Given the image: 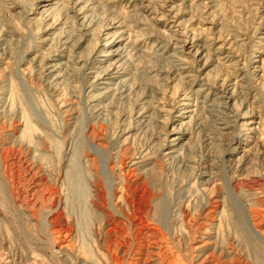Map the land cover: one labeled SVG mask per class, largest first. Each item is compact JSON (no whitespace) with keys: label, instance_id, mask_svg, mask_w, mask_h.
I'll return each mask as SVG.
<instances>
[{"label":"rangeland","instance_id":"rangeland-1","mask_svg":"<svg viewBox=\"0 0 264 264\" xmlns=\"http://www.w3.org/2000/svg\"><path fill=\"white\" fill-rule=\"evenodd\" d=\"M44 4L0 0V264H264V0Z\"/></svg>","mask_w":264,"mask_h":264},{"label":"bare ground","instance_id":"bare-ground-1","mask_svg":"<svg viewBox=\"0 0 264 264\" xmlns=\"http://www.w3.org/2000/svg\"><path fill=\"white\" fill-rule=\"evenodd\" d=\"M49 1H51V0H44V2L46 3V4H44L43 5V8H44V10L45 11H47V7L49 6L48 4H47V2H49ZM112 49V48H111ZM118 49H112L111 51L109 50L105 55H104V57H109V59L108 60H110V59H113L114 57H120V54L121 53H118ZM118 61V60H117ZM52 62H54V58H52V59H48V63H47V65H46V67H45V75H46V77L48 76L49 77V75L51 76V75H53L55 72H57V74L54 76V79L55 80H59V78H61V66L60 65H58V64H56V65H54V64H52ZM115 64V63H114ZM114 64H113V66H114ZM103 69V68H102ZM112 70H114V67H112V66H110V68H108V70H107V72L104 74V75H102L101 76V78H99V81L101 80V81H109V80H112V76H113V73H111V74H109ZM45 77V76H44ZM105 84V83H104ZM108 92V91H107ZM186 112V111H185ZM176 140H178V138L177 139H174V141H176ZM173 146V145H172ZM96 151V150H95ZM174 152H176L175 150H172L171 151V154L172 153H174ZM170 153V152H169ZM170 155V154H169ZM94 181V180H93ZM94 184H96V183H94ZM93 184V185H94ZM142 186V185H141ZM101 186H96V185H94V188L95 189H93L94 190V197H95V200H94V206H96V207H98V206H100L98 203H97V201H99L100 203H102V202H104V200H105V198H104V192L101 190V188H100ZM130 188V187H129ZM126 190V189H125ZM127 190H128V188H127ZM116 193L117 192H115L114 190L112 191V196L113 197H115V195H116ZM130 194H128L127 193V191H126V194H128L127 195V198H126V204H127V207H128V209H129V211L131 212L130 214L131 215H133V214H136V213H138L139 215H141V216H143L144 218H146V214H147V212L148 211H150V204H149V202H150V195H148L146 192H145V190H143V191H141V187L140 186H138V187H132V188H130V192H129ZM136 193H139V196H138V198L137 199H135V194ZM125 194V193H124ZM123 194V195H124ZM150 194V193H149ZM93 206V205H92ZM100 208V207H99ZM216 208V207H215ZM128 211V212H129ZM214 212V211H213ZM211 213H212V211H211ZM138 214H137V216H138ZM54 215V214H53ZM52 215V220H53V222L54 223H56V221H55V219H56V215H54L53 216ZM133 217V216H132ZM142 221H144V220H142ZM141 223V222H140ZM252 228H253V232L258 236V239L260 240V241H262L263 243H264V236L260 233V232H258L256 229H255V227H253L252 226ZM148 233V232H147ZM147 235V234H146ZM148 236V235H147ZM150 240V239H149ZM157 244V243H156ZM63 249H65V247L63 248ZM62 249V250H63ZM147 253V252H146ZM139 254V253H138ZM149 254V253H148ZM148 254H144V253H142V254H139L140 256H144L143 258H147L148 257ZM144 261V260H143Z\"/></svg>","mask_w":264,"mask_h":264}]
</instances>
